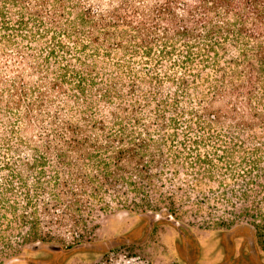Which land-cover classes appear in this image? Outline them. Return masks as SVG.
<instances>
[{
	"label": "trees",
	"instance_id": "1",
	"mask_svg": "<svg viewBox=\"0 0 264 264\" xmlns=\"http://www.w3.org/2000/svg\"><path fill=\"white\" fill-rule=\"evenodd\" d=\"M233 150L248 201L264 189V0H0V236L111 203L155 212L165 183L183 203L177 166L212 180Z\"/></svg>",
	"mask_w": 264,
	"mask_h": 264
},
{
	"label": "rangeland",
	"instance_id": "2",
	"mask_svg": "<svg viewBox=\"0 0 264 264\" xmlns=\"http://www.w3.org/2000/svg\"><path fill=\"white\" fill-rule=\"evenodd\" d=\"M225 138L226 144H222L233 147L236 140L230 135ZM210 158L216 161V156L210 154ZM239 160L234 150L220 151V170L212 180L197 169L188 172L177 166L175 185L187 180L193 188L190 200L184 198L183 203L176 191L171 195L175 200L172 206L166 197L172 187L168 183L161 193L150 194L152 205L158 207L154 211L167 215L171 209L179 225L165 219L150 224L141 210L111 203L108 210L96 207L91 216L85 213L77 226L67 220L65 225L53 226L50 233V226L45 227L43 240L40 236L27 238V228L19 231L21 234L16 230L3 233L0 264H264V189L252 185L248 201L236 197L242 182H234L238 177L232 180L231 173L232 168L238 170L234 163ZM201 176L204 184L199 191L195 184ZM37 241L58 244L62 249H30Z\"/></svg>",
	"mask_w": 264,
	"mask_h": 264
},
{
	"label": "water",
	"instance_id": "3",
	"mask_svg": "<svg viewBox=\"0 0 264 264\" xmlns=\"http://www.w3.org/2000/svg\"><path fill=\"white\" fill-rule=\"evenodd\" d=\"M144 216L148 217L150 219V224H152L153 221H158L160 219H165L167 221L173 222L175 225H179L178 220H176L172 214L168 213L167 215H163L162 211L159 212H153V211H146L143 213ZM29 248L32 250H39L42 248H47L52 251H59L62 249V247L58 244L54 243H43L40 241L34 242L29 245Z\"/></svg>",
	"mask_w": 264,
	"mask_h": 264
}]
</instances>
